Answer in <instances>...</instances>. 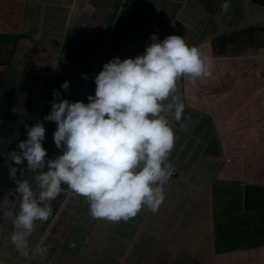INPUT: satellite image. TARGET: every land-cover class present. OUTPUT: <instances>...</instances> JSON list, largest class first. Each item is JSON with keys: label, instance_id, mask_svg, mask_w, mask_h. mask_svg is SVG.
<instances>
[{"label": "crops", "instance_id": "obj_1", "mask_svg": "<svg viewBox=\"0 0 264 264\" xmlns=\"http://www.w3.org/2000/svg\"><path fill=\"white\" fill-rule=\"evenodd\" d=\"M221 2L0 0V264H264V40L257 32L246 43L227 38L264 28V6L230 0L225 12ZM152 33L181 35L213 59L207 77L178 80L181 120L165 113L179 175L164 185L157 211L142 207L116 222L92 218L86 198L65 188L21 255L10 240L8 213L20 195L10 170L34 190L36 173L9 153L27 138L25 124L43 120L53 89L87 102L103 63L142 54ZM43 123L42 146L55 158L56 124Z\"/></svg>", "mask_w": 264, "mask_h": 264}, {"label": "clouds", "instance_id": "obj_2", "mask_svg": "<svg viewBox=\"0 0 264 264\" xmlns=\"http://www.w3.org/2000/svg\"><path fill=\"white\" fill-rule=\"evenodd\" d=\"M229 5L230 0H222L221 10L228 11ZM150 41L142 54L103 63L87 102L59 98L61 92L53 89L43 120L25 124L27 138L18 142L19 151L9 153L15 164L26 160V168L36 173L34 190L28 179L16 178V167L10 170L20 194L18 210L8 213L10 240L21 255H29L36 222L49 219L50 201L65 188L86 198L92 218L113 222L134 217L142 207L155 212L163 202L164 185L179 175L169 161L175 133L165 113L181 120L185 105L178 80L194 83L207 77L213 59L181 35L158 39L152 33ZM82 76L87 78L88 70ZM68 87L67 80L60 85ZM43 121L56 124L53 142L61 153L55 158H48L42 146ZM34 252L43 257L48 248L38 245Z\"/></svg>", "mask_w": 264, "mask_h": 264}, {"label": "trees", "instance_id": "obj_3", "mask_svg": "<svg viewBox=\"0 0 264 264\" xmlns=\"http://www.w3.org/2000/svg\"><path fill=\"white\" fill-rule=\"evenodd\" d=\"M253 1L256 3H259L261 5H264V0H253ZM256 31H261V33H263L262 35H264V29H253L251 31L235 33L232 36L227 37V38H232V39H234L233 41L237 40V42H238L240 39L243 38V37L239 36L238 34L245 35V37H248V36H252V34L255 33ZM225 38H226V36L223 37V39H225ZM244 42L246 43V39H244ZM245 43L241 47L245 46L246 45Z\"/></svg>", "mask_w": 264, "mask_h": 264}, {"label": "rangeland", "instance_id": "obj_4", "mask_svg": "<svg viewBox=\"0 0 264 264\" xmlns=\"http://www.w3.org/2000/svg\"><path fill=\"white\" fill-rule=\"evenodd\" d=\"M257 32V31H256ZM239 36L243 37V39H245V35H240ZM234 40V39H233ZM242 39H240L238 42H241ZM255 43H261V41H255ZM262 44H264V41H262Z\"/></svg>", "mask_w": 264, "mask_h": 264}, {"label": "built area", "instance_id": "obj_5", "mask_svg": "<svg viewBox=\"0 0 264 264\" xmlns=\"http://www.w3.org/2000/svg\"><path fill=\"white\" fill-rule=\"evenodd\" d=\"M175 174H176V172H175Z\"/></svg>", "mask_w": 264, "mask_h": 264}]
</instances>
